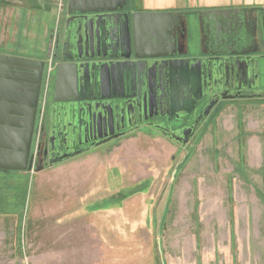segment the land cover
I'll return each mask as SVG.
<instances>
[{
    "label": "rangeland",
    "instance_id": "obj_1",
    "mask_svg": "<svg viewBox=\"0 0 264 264\" xmlns=\"http://www.w3.org/2000/svg\"><path fill=\"white\" fill-rule=\"evenodd\" d=\"M63 5L0 0V52L42 57ZM53 71L48 57L45 76ZM248 104H219L186 148L134 134L43 176L0 177V264H264V247L233 229L228 200L220 202L225 177L245 174L231 114ZM66 168L78 179L63 189L56 176ZM102 177V190L83 193Z\"/></svg>",
    "mask_w": 264,
    "mask_h": 264
},
{
    "label": "flooded vegetation",
    "instance_id": "obj_2",
    "mask_svg": "<svg viewBox=\"0 0 264 264\" xmlns=\"http://www.w3.org/2000/svg\"><path fill=\"white\" fill-rule=\"evenodd\" d=\"M139 13L140 10L134 0H64L61 22L54 38L53 48H46L42 53L43 60L38 61L44 63V68L35 123V133L38 137L31 149L33 172L52 168L49 166L50 163L64 157L73 156L56 165L118 143L134 134L148 138L159 136L178 148H186L204 121L211 116L219 104L264 94V55L256 56L242 50L244 56L240 57L237 64L238 74L235 71H230V65H227L225 76L216 69L210 77H203L200 85L186 78L172 80L165 78L161 81L151 78L149 81L151 93L147 99L143 92L138 98H125L131 93L124 89V80L128 82L129 79L122 75L113 77L114 90L110 91L106 68H103L101 80L104 87L102 91L98 93L83 91L77 98L100 99L107 97L113 99L124 97L121 100L112 101V104H120V108L116 110L112 108L113 105L111 106L109 101L78 102L73 106L54 103L53 93L58 64L73 63L69 59H73L74 63H77L81 57L85 62V57L90 56L103 60V57L113 53L101 45L92 50V53L82 54L75 51L74 42L69 36V34H73V25L82 20L86 23L94 21L100 23L104 16L109 17L110 20L123 21L125 14L130 18L135 16L136 19H140L142 17ZM163 17L167 18V16ZM156 29L151 26L149 31L141 33L132 32L129 27L128 34H148L157 41H163L165 32ZM163 29L170 33L168 25H165ZM93 33L105 34V31L98 27L96 31L90 32V34ZM122 33L126 34L127 31L122 30ZM110 34H116V31L111 30ZM48 57L54 64V71L49 74L46 95L44 102H41ZM146 83V81H140L141 86H146ZM160 85L163 95L157 89ZM236 95L239 97L221 99ZM99 103L102 104L103 109L99 108ZM207 107H211L210 112L194 129L198 118ZM68 110L72 111V115H68ZM63 113H65L64 116Z\"/></svg>",
    "mask_w": 264,
    "mask_h": 264
},
{
    "label": "crops",
    "instance_id": "obj_3",
    "mask_svg": "<svg viewBox=\"0 0 264 264\" xmlns=\"http://www.w3.org/2000/svg\"><path fill=\"white\" fill-rule=\"evenodd\" d=\"M134 2L142 17L136 19L138 21L135 32L145 33L151 26L157 28V31L161 29L160 32H165L163 34L165 39L159 43L162 45L160 48L155 45L157 40L148 34H136L137 44L144 49L147 48L150 54H173V38L177 34L176 58L199 59L209 54L231 50L241 53L245 50L246 53L248 51L256 56L264 55V0H134ZM231 9L242 10V13L231 15L229 24L216 22V16L204 14ZM162 14L179 16L165 18L161 16ZM165 25L169 26L170 33L163 29ZM130 30L134 32L132 27ZM225 32L237 34L238 37L234 38L235 41L239 40L236 41V46L235 44L221 46L219 34ZM0 56L25 58L37 62L44 58L4 52H0ZM10 66L8 62L0 61V177L12 182L16 181V178L24 179L33 175V171L22 170L25 168L23 159V151L26 148L25 129L29 126L33 93L29 86L23 87L19 83L5 79ZM235 101H249L248 111L245 110L239 115V111L231 114L234 121L231 131L232 151L236 160L240 161L237 166L242 163L245 174L225 177L222 189L220 188L224 191L219 190L222 195L220 202L224 205V199L228 200L229 211L225 210L224 213L226 216L233 215L231 224L233 229L252 232L251 238L258 242L254 246L264 247V97L255 96ZM49 169L35 174L43 176L50 173ZM63 171L62 176L56 177L64 189L65 184L74 183L78 178L75 173L68 172V168ZM98 180L89 190H85L87 186L85 184L83 193L90 192L95 195L98 190H102L104 178ZM76 190L78 191L79 187ZM74 195L69 197L73 201L81 198V195ZM76 204L79 205L78 201ZM94 205L93 203L92 206ZM218 205L215 204V207ZM228 228L232 229L230 224Z\"/></svg>",
    "mask_w": 264,
    "mask_h": 264
},
{
    "label": "water",
    "instance_id": "obj_4",
    "mask_svg": "<svg viewBox=\"0 0 264 264\" xmlns=\"http://www.w3.org/2000/svg\"><path fill=\"white\" fill-rule=\"evenodd\" d=\"M241 13L242 10L231 9L212 11L204 14L216 16V22L229 24L231 15ZM113 16H115V14H113ZM161 16L174 17L179 15L162 14ZM123 18V21L116 19L110 20L109 17L104 16L100 23H97V21L86 23L82 20L73 25V34H69V36L72 42H74L75 51L82 54L86 52L92 53V50L101 45L105 47L106 50L113 53L111 54L109 52L110 54L107 57H103V60L99 57L90 56L85 57V62L82 61L83 57H81L78 59L79 62L77 63H74L73 59H69V61L72 60L71 62L73 63L58 64L56 66V84L53 93L54 103L73 106V104L78 102L90 103L91 101L100 100L109 101L111 106L113 105L112 108L115 110L120 108L119 103L112 104V101H118L124 97H116L113 99L107 97H102L100 99L77 98L83 91L86 93H98L102 91L104 87L101 80L103 68H106L108 89H110V91L114 90L113 77L115 75H122L124 78L129 79L128 82L124 80V89L131 93L128 97H125L127 99L138 98L141 92L144 93L146 99L149 98L151 93L149 81H151V78H155L158 81L165 78L169 80L186 78L200 85L203 77H210L216 69L220 71V74L225 76L227 65H230V71H235L236 74H238L237 64L241 59L240 57L244 56V53L231 50V52L209 54L199 59L176 58L177 34H175L173 38V54H150L147 48L144 49V47H140V45L137 44L136 34H133V36L128 34L129 27H132L134 32L137 29L138 20L136 21L135 16L130 18L125 14ZM98 27L104 30L105 34H90L91 31H96ZM111 30L116 31V34H110ZM122 30L127 31V33L123 34ZM219 35V38L223 41H221V46L227 47L229 44H235L236 46V41H239L238 39L236 41L234 39L238 37L237 34H232L231 32H225ZM156 42L155 45L160 48L162 45L159 43L162 41ZM0 61L11 64L5 74L6 80L19 83V85L23 87L29 86L30 91L33 93L30 102L29 126L25 129L26 148L23 151L25 168L22 169L23 171L31 172L33 170L31 149L34 141L37 140L36 137H38L35 133V123L44 63L6 56H0ZM141 80L147 82L146 86L140 85ZM157 89L159 93L163 95L161 85ZM259 96L264 97V94H260ZM238 97L239 96L236 95L234 97H222L221 99H234ZM99 108H102L101 103H99ZM210 110L211 107H207L202 112L194 125V129L208 115ZM64 115L65 113H63V116ZM68 115H72V111L68 110ZM70 157L73 156L64 157L59 161L50 163L49 166L53 167L60 161ZM34 172L38 171L35 170Z\"/></svg>",
    "mask_w": 264,
    "mask_h": 264
},
{
    "label": "built area",
    "instance_id": "obj_5",
    "mask_svg": "<svg viewBox=\"0 0 264 264\" xmlns=\"http://www.w3.org/2000/svg\"><path fill=\"white\" fill-rule=\"evenodd\" d=\"M50 69V68H49ZM48 69V70H49ZM48 77H49V75H46L45 76V85H44V88H43V96H42V100H41V102H44V98H45V95H46V90H47V83H48Z\"/></svg>",
    "mask_w": 264,
    "mask_h": 264
}]
</instances>
